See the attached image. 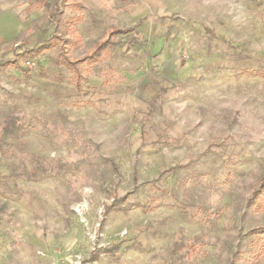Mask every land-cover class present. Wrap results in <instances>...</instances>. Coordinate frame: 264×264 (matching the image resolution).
Listing matches in <instances>:
<instances>
[{
    "label": "rangeland",
    "instance_id": "374dc122",
    "mask_svg": "<svg viewBox=\"0 0 264 264\" xmlns=\"http://www.w3.org/2000/svg\"><path fill=\"white\" fill-rule=\"evenodd\" d=\"M262 177L264 0H0V264H264Z\"/></svg>",
    "mask_w": 264,
    "mask_h": 264
},
{
    "label": "trees",
    "instance_id": "16d2710c",
    "mask_svg": "<svg viewBox=\"0 0 264 264\" xmlns=\"http://www.w3.org/2000/svg\"><path fill=\"white\" fill-rule=\"evenodd\" d=\"M76 5L79 6L80 4L76 3ZM80 19H81V16L79 14L76 17H72L69 23L71 25H75L76 22ZM58 21L61 22L62 19L58 18ZM142 22H143V18H140L136 22L135 25L130 26V27L112 26L106 37L96 41L93 47L88 52H86L84 55L80 56L79 58L75 60L70 59L68 56L65 55L64 53L65 49L63 46L66 43H69L70 41L64 39L60 41L61 43L59 42L61 51H60V55L56 58L55 62L58 64H62L66 68L70 69L73 72L75 86L80 87V82L83 79L80 65L85 64L86 66H92L100 62L106 56V54H108L109 51H111L118 44V38H117L118 36L128 35L129 33L135 31L136 26L140 25ZM73 43H76V41H74ZM54 44L55 42L54 43L43 42V43L36 44L32 46L31 48L24 50L23 52L18 54L17 57H21L23 59L35 58L38 55L45 52L46 50L51 49V47ZM7 63L13 65L18 70H23V66L20 64L19 59L17 58ZM7 130L8 129L6 127L5 132ZM263 190H264V177L260 179L259 186L257 189L254 190L253 196H262L264 198V194H262ZM126 199H127L126 195L113 199V201L108 206H106V210L108 211L109 209H114V210L124 209V206H122V203L126 201ZM255 231H252V232L254 233ZM258 232H259L258 234L264 235V226H261Z\"/></svg>",
    "mask_w": 264,
    "mask_h": 264
},
{
    "label": "built area",
    "instance_id": "2783aa9c",
    "mask_svg": "<svg viewBox=\"0 0 264 264\" xmlns=\"http://www.w3.org/2000/svg\"><path fill=\"white\" fill-rule=\"evenodd\" d=\"M25 64H30V61L29 60H25Z\"/></svg>",
    "mask_w": 264,
    "mask_h": 264
},
{
    "label": "crops",
    "instance_id": "0c3cea01",
    "mask_svg": "<svg viewBox=\"0 0 264 264\" xmlns=\"http://www.w3.org/2000/svg\"><path fill=\"white\" fill-rule=\"evenodd\" d=\"M103 39V38H102Z\"/></svg>",
    "mask_w": 264,
    "mask_h": 264
}]
</instances>
